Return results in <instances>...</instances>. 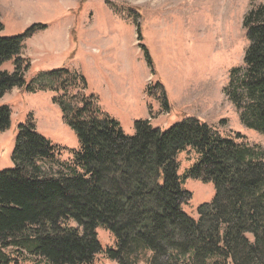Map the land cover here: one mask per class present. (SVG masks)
<instances>
[{
    "label": "trees",
    "instance_id": "16d2710c",
    "mask_svg": "<svg viewBox=\"0 0 264 264\" xmlns=\"http://www.w3.org/2000/svg\"><path fill=\"white\" fill-rule=\"evenodd\" d=\"M36 28L0 37V101L14 89L36 92L22 58ZM244 30L245 68L232 72L226 94L243 124L264 137V4L252 8ZM85 86L83 76L71 75L57 87L63 95L56 101ZM82 103L65 107L81 144L73 163L61 160L33 123L19 127L15 167L0 172V264L35 258L95 264L100 255L117 264H264L263 147L223 136L196 117L166 131L140 120L129 136L93 97ZM11 116L9 106H0V131L10 128ZM184 153L194 163L181 176ZM187 179L215 187L213 202L201 205L197 218L184 210L193 199L182 188ZM100 228L114 237V247L101 244Z\"/></svg>",
    "mask_w": 264,
    "mask_h": 264
},
{
    "label": "rangeland",
    "instance_id": "374dc122",
    "mask_svg": "<svg viewBox=\"0 0 264 264\" xmlns=\"http://www.w3.org/2000/svg\"><path fill=\"white\" fill-rule=\"evenodd\" d=\"M261 4L264 0H0V37L37 27L22 51L30 63L26 81L36 92L14 89L0 101L12 112L10 128L0 131V172L15 167L19 127L28 123L59 148L61 160L73 163L81 144L65 107L83 108L84 96L93 97L129 136L140 120L166 131L196 117L223 136L239 135V141L264 148V137L243 124L226 94L232 72L245 68V18ZM74 74L86 79L85 89L69 88L67 98L56 101L63 95L57 87ZM55 80L59 84L51 88ZM179 161L182 176L194 159L184 153ZM182 188L193 196L184 208L191 218L215 197L214 185L198 180L187 179ZM98 237L104 247H114L105 229ZM23 264L45 263L35 258ZM95 264L117 263L100 255Z\"/></svg>",
    "mask_w": 264,
    "mask_h": 264
}]
</instances>
